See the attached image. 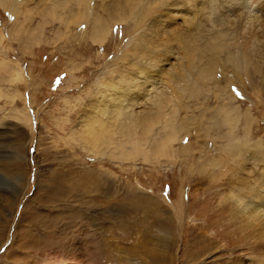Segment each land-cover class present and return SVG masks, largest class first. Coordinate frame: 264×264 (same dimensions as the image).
Instances as JSON below:
<instances>
[{"label":"rangeland","instance_id":"obj_1","mask_svg":"<svg viewBox=\"0 0 264 264\" xmlns=\"http://www.w3.org/2000/svg\"><path fill=\"white\" fill-rule=\"evenodd\" d=\"M0 1V264H264V207L255 220L247 213L258 206L252 196L233 201L241 198L235 191L252 186L264 197V163L247 157L240 166V159L220 155L230 127L197 131V121L209 123L216 108L236 109L234 133L251 145L262 140L264 153V0H213L211 10L204 2L202 14L189 7L185 20L168 16L172 28L153 22L158 13L148 11L141 30L154 46L138 60L155 66L148 79L136 67H118L122 56L137 52L131 21L111 23L110 36L94 43L85 24L62 27L60 10L51 12L55 0ZM105 1L93 0L90 12ZM230 10L236 12L224 13ZM221 14L228 17L223 25ZM205 30L211 38L225 35L224 45L215 58L208 53L213 72L201 94L177 103L176 118L189 127L178 132L171 154L144 161L103 147L88 151L84 127L105 105L101 120H109L116 93L98 92L101 81L112 72L126 111L152 110L142 106L145 91L175 94L168 84L190 72L185 58L198 55L197 36ZM144 78L143 92L132 87ZM159 133L155 128L156 139ZM213 161L223 167L216 177L202 169ZM14 163L22 170L13 174ZM235 168L241 172L233 185Z\"/></svg>","mask_w":264,"mask_h":264},{"label":"bare ground","instance_id":"obj_2","mask_svg":"<svg viewBox=\"0 0 264 264\" xmlns=\"http://www.w3.org/2000/svg\"><path fill=\"white\" fill-rule=\"evenodd\" d=\"M92 1L93 0H55L54 6L53 4L51 5L48 4V6H53V8H51L52 9L51 12L53 14H55L56 11L60 10L62 16H59L58 14L57 21L65 29H67L72 24L76 26L79 25L80 27H83V24H85L84 25L85 28H87L88 26L89 29L88 35L94 43L95 42L103 43L105 38L108 35L110 36L112 30L111 23L113 24L127 23L131 21L133 23V29L136 30L138 34L136 35L137 39L135 43V45H137V52H134V49L130 47V49H132L133 52L132 51L129 52V50L128 52L132 54L129 55V53H126L125 56H122L124 57L123 61L119 64L118 67H127V68L130 66L136 67L138 73L140 74L143 73L146 79L152 77V75L154 74L153 70L155 68V66L153 68V65L149 68H144L138 61L140 60L139 57H143L144 55L146 56L147 46L149 48L154 46L152 44L153 41H151L150 38L146 36L145 32L142 33L141 30L142 23H144V20H146V18L148 17L147 16L148 11L158 13V16L153 18V22L159 21L162 24L164 23L163 21L166 20L167 22V23L165 22L166 26L172 28V23L169 22V17L171 18L172 21L174 20L172 19V16H177L178 18L182 16L183 20H185L184 17H186V15L188 14L187 12L191 10L188 9L189 7H192L193 9H196L198 7V9L200 10L199 12H201L202 14V12H205V9H203L204 2L207 3L209 10H211L213 7V0H161L159 2L151 1V0H125L126 2L123 5L115 4L113 2L106 0L105 2L107 3H105L104 5L100 7L97 5L98 10L101 9L105 11V13L107 14V17L104 18L101 13L100 15L98 14L97 7L96 10H93V12L91 10L90 12L91 7L92 8L94 7V4L92 6L91 3ZM222 1H226V0H222ZM74 2H76L77 7L74 8L73 11V8L70 7V3L73 4ZM2 5L4 6V4ZM19 9L17 8V13L19 12ZM64 12H66L67 14L69 13L70 15L68 14L69 16H67V14ZM163 12H165L166 14H162ZM232 12H236V10L235 11L230 10L226 12L224 11L225 14ZM90 14H92V16H90ZM63 16H67V18H63ZM54 17L56 16H53L52 18L54 19ZM226 17H227L226 15L225 16L222 14L220 15L219 17L220 24L223 25L224 22H226ZM84 32L85 30L84 31L82 30V33ZM207 32H208L207 30H205L204 32H200L201 35L199 34V36H197L198 34L196 35L194 33L197 36L196 42H198V50H197L198 55L195 58L190 55H187L186 58L184 57L186 66L190 65V72L186 75L177 76L176 80L174 81L170 80L173 82L168 84L170 85L168 89L171 90L172 92H175V94H171V95L164 94L162 97H160L159 93H157V89L154 87H151L150 91L154 92L157 95H152L151 94L152 92L150 93L149 90L145 91L147 96H146V100L144 101V105L142 106H146L147 104H152L154 108L152 110L147 111L146 109L142 111V109L140 108L141 106H139L138 108L140 110L137 113L126 111L128 107H126L122 101L123 96L125 98V92L123 93V91L121 92L113 86L115 81L111 82L112 72H110L108 77H105L106 79L102 80L101 83L99 84L101 87H99V85L98 87H96L98 92L99 90L103 92V89H107L108 87H111L113 90L116 91V93L114 92L111 108L109 109L110 117L108 121L101 120L102 118L101 116L105 114L103 111H107L105 110L106 107L105 105V107L103 106L96 113L93 121L92 122L89 121V123L85 125L83 135H84V141L88 147L87 148L88 151L89 149L91 151L92 149L96 150L97 148L99 149V147H103L102 149L104 150L110 149L114 152L117 151L119 154L118 158H121L123 160H131L136 157H142L144 161H148L149 159L152 158V155L154 156L170 155L171 154L169 152L170 144L176 141L177 139H179L178 132L181 130H185L189 127V125H186L183 121H178V119L176 118L177 113L179 111V107L177 103L180 100L184 99V96H187L189 98H194L197 95L201 94V89L203 85L212 76L213 70L211 69L214 66V63L212 62L213 57L215 58V55L217 54L218 50L221 49L224 45L225 35L216 34L214 38H211L210 35H207ZM187 50L189 51V49ZM209 52L213 57L209 58V56H211L210 54H208ZM133 53H135V59L134 58L132 59ZM129 58H131L132 60H130ZM194 59L198 61V64L194 62ZM238 59L239 57L236 56H231L229 58L230 62L234 66L239 64L237 61ZM201 63H203V65L209 64V66L207 68L203 66H199ZM242 67H240L239 70ZM115 72L118 78L125 79L124 78L125 75L122 74L123 73L122 70L118 73L115 70ZM145 78H144V83L142 82L140 85H134V86L132 85V87H136L140 89L141 86H143V88L140 89V92H143L145 87L144 85L147 84ZM129 81H131V79H126L127 82L126 84H128ZM174 97L175 99H173ZM141 101L142 100L138 101L136 105H139ZM238 120L239 117L236 109L230 111L225 107L221 106L216 108L211 113L209 123L206 124L197 121V131L199 133L205 131L207 135L209 130L210 132L214 130L217 134H220L223 127H230V130L223 137L225 143H227V151L225 152L224 147L223 148L220 147V150H218L220 155L224 154V157L227 156V158H233L234 160L240 159V166H244L246 162L245 158L247 157H248L247 159H250V161L260 160L261 162L264 163V153L261 151V148L259 147L261 146L260 143H262L263 141L260 140L259 142H256L251 145L249 144L248 141L240 140L233 131V129H235L236 127V124L238 123ZM24 125L27 126L29 125L28 118H26V123L24 122ZM155 128L159 130L161 133V134L159 133L158 139H156L153 134ZM21 145L22 143L18 145L19 150L23 148V145L22 146ZM125 147H128L129 150L126 151ZM97 153L99 154V152ZM206 154L202 152V156L203 155L205 156ZM221 164H222L221 162L213 161L209 166H206V164L202 165V169L204 172H210L214 177H216V174L217 175L220 174V170H223V167H219ZM12 165L13 166H10L12 170L11 173L14 174L18 170L20 169L22 170V166H20L19 164L14 163ZM230 167H235L234 161L231 162ZM240 172L241 171L236 168L230 170L229 174L232 177V181L230 182V184L234 185V183H237L235 179H239ZM233 187L234 186L230 185L229 189H232ZM259 190L260 192L258 194V191L252 186L251 189H243L240 190L239 192L235 191L234 193L240 194L241 198L235 197L233 201L240 202L243 201L244 198L252 196L250 198H252V200H256L255 205L258 206H255L254 208H252V210H250L247 213L251 217H256V213L258 212L259 214V205H262L264 207L263 204L264 197L261 196L262 190L260 187ZM232 197L233 195L230 193L227 195L228 200ZM239 206L240 205H236V208H238ZM257 219L258 216L255 218V220ZM158 263L160 262L157 260V264Z\"/></svg>","mask_w":264,"mask_h":264}]
</instances>
